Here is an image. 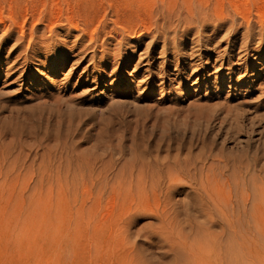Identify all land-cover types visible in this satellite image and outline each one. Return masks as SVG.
<instances>
[{
  "label": "rangeland",
  "instance_id": "374dc122",
  "mask_svg": "<svg viewBox=\"0 0 264 264\" xmlns=\"http://www.w3.org/2000/svg\"><path fill=\"white\" fill-rule=\"evenodd\" d=\"M205 1L264 6L0 0L4 20L10 6L82 20L50 35L21 17L6 42L0 26V264H264L256 31L243 63L240 40L227 50L242 27L184 35L174 16L161 21L164 6ZM200 175L216 183L202 188Z\"/></svg>",
  "mask_w": 264,
  "mask_h": 264
},
{
  "label": "bare ground",
  "instance_id": "6f19581e",
  "mask_svg": "<svg viewBox=\"0 0 264 264\" xmlns=\"http://www.w3.org/2000/svg\"><path fill=\"white\" fill-rule=\"evenodd\" d=\"M1 1H3V0H1ZM217 2L219 3V1H216V3ZM183 6H184V8H178L176 5L170 6L168 8H166V6H164V8L167 10L166 11L167 16H164V15L161 16L162 23L168 22V20L170 19L169 17L174 16L177 20L176 21L177 24L183 23V25H185L187 27V29L182 32V34H184V35L189 33L192 28H198L199 27L200 30L196 31V33L198 34V33H200L201 29L205 28L209 24H213V32L214 33H217V31H219L220 28H223L225 25H227V27L229 26V31H227L228 32L227 35H229L230 33H231L230 35H234V32H236L235 27L240 26V27H242L241 28L242 31L240 32V36L237 38L236 37L233 38L234 37L233 36L232 37L233 39L231 41L227 42V45H228L227 50H228V52H233V49L237 45V41L240 40L239 50L237 52V55L239 57H237V60L238 61L240 60L243 63L246 61V59L248 57V53L250 51L256 50V49L254 50L253 48H251V44L253 43L254 32L256 31V36H257L256 42L260 46V53H261V54H259L260 55L259 58L261 59L264 57V6L256 5V4L249 5L246 3L244 5L245 8L241 9L240 7L236 6L232 10V12H230V13L227 12L223 6L222 7L220 6L221 8L219 11L218 10H217V12L215 10L213 11L214 13H217L219 15L214 14L212 12L213 5H211L210 3H207V1H205V4H201V3L198 4V2L193 4V3L188 2ZM215 6L219 7V5H215ZM252 7H253V9H252ZM65 9H67V8H65ZM21 11H22V9H20L19 7L13 8L12 6H10L8 13L6 14L7 17L4 16L7 19L4 20V18L2 16L0 17V26H7L5 24H6V21L8 20L10 23V25L8 24V26L11 27V28L7 29V33H6L7 37H5V39H4L5 42H6V40H8L12 36L13 32H16L15 28L18 26V24H20L19 22L21 21V17L23 19L21 21V23L23 25L26 24V22H34V24H41L43 27H45V29L47 30V32L50 35L53 33V31L56 27H59L60 29L61 28L65 29V30H63V29L62 30L66 31V34H67V33H69V30L71 28L72 29H78L81 26V25L79 26V24H81L82 20H79V21H77V19H76V21H75V19L73 20L72 19L73 14H72V16L67 15V13H68L67 10H66V13L62 14V11H60V12L56 11L57 12L56 13L50 7L43 6V7H41V9L34 10L30 14H28L30 12L29 11L27 13L28 15L24 11H23L24 13L22 12L23 13L22 14ZM63 11H65V10H63ZM69 14H71V13H69ZM165 17H168V18L165 19ZM73 18H75V17H73ZM236 19H238V21H237V24L234 25V21ZM78 22H80V23H78ZM86 24L87 23H85V25ZM82 25H84V23ZM131 31H132V29H131ZM18 32H19V35H17V37L15 38L16 41L21 40L25 35V32L23 29L18 30ZM133 32H134V30H133ZM32 33H33V28L30 29L29 35H31ZM159 35L162 37V42H163L162 45H165L167 38H168L167 37V30L162 29V31L160 32ZM91 38L94 39L93 35H92V37H90V39ZM228 54H230V53H228ZM223 56L227 58L226 64L231 65L232 59L234 57H232L231 54L227 55L226 53H224ZM240 63L241 62H239L237 64H240ZM263 71H264V66H263ZM262 82H264V79ZM262 82L259 83V86H258V90H260L261 92L264 91V85H263L264 83H262ZM172 165L177 170H183L184 169L180 165L175 166V161L172 162ZM160 168H163V167L158 166L157 164L154 165L153 167H150L151 171H156V172L161 171L162 169H160ZM171 168H172V166H169V170ZM203 169H205V167H203V166L200 167L199 169H196L194 165L192 166L193 172H197V171L203 172ZM200 177L201 178L199 179V182H197V184L202 188L211 186V185L216 183V182L210 181L207 178V175L205 176V178H202L201 175H200ZM155 183H156L155 180H151L149 182V187H153L155 185ZM195 185H196V183H195ZM145 186H146V181H143V182L136 184L138 191L144 189Z\"/></svg>",
  "mask_w": 264,
  "mask_h": 264
}]
</instances>
